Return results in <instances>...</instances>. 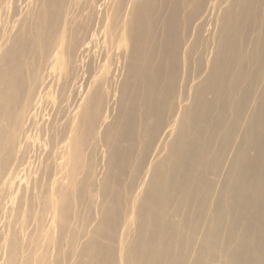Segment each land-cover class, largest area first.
I'll use <instances>...</instances> for the list:
<instances>
[{
	"label": "bare ground",
	"instance_id": "1",
	"mask_svg": "<svg viewBox=\"0 0 264 264\" xmlns=\"http://www.w3.org/2000/svg\"><path fill=\"white\" fill-rule=\"evenodd\" d=\"M0 264H264V0H0Z\"/></svg>",
	"mask_w": 264,
	"mask_h": 264
}]
</instances>
